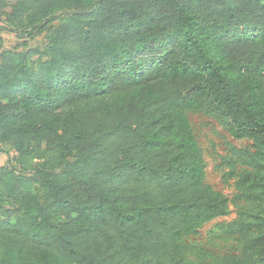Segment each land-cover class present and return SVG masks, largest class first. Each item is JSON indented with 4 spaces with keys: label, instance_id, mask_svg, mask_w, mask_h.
Instances as JSON below:
<instances>
[{
    "label": "trees",
    "instance_id": "1",
    "mask_svg": "<svg viewBox=\"0 0 264 264\" xmlns=\"http://www.w3.org/2000/svg\"><path fill=\"white\" fill-rule=\"evenodd\" d=\"M2 18L23 50L0 37V264H264V0H0ZM190 113L251 142L222 158L232 200ZM232 208L217 233L238 254L186 242Z\"/></svg>",
    "mask_w": 264,
    "mask_h": 264
},
{
    "label": "rangeland",
    "instance_id": "2",
    "mask_svg": "<svg viewBox=\"0 0 264 264\" xmlns=\"http://www.w3.org/2000/svg\"><path fill=\"white\" fill-rule=\"evenodd\" d=\"M66 20V17L64 18ZM63 20L54 23V29L62 24ZM0 26L7 27L5 19H0ZM13 27L0 31L6 50L22 51L20 41L16 35L11 31ZM53 32L43 34L38 38L39 43H45ZM37 59H34V62ZM35 65H37L35 63ZM189 119L195 131L198 142L202 148L204 158L207 163L206 181L212 185L216 190L225 194L230 200L235 195L234 181L225 178L226 169L222 165V158L227 156L230 149L235 147H246L251 144L247 140H236L233 138L227 129L217 120L206 116L202 113H190ZM16 153L10 146L0 145V167L7 164L13 159ZM236 217V209L232 208V212L225 218L217 219L209 224H206L200 231V235L188 237L186 242L193 246H198L209 250L213 255L222 257L226 254H238L239 249L233 241L222 240L217 233L219 226L223 223H229Z\"/></svg>",
    "mask_w": 264,
    "mask_h": 264
}]
</instances>
